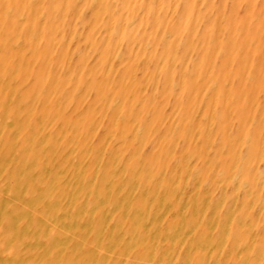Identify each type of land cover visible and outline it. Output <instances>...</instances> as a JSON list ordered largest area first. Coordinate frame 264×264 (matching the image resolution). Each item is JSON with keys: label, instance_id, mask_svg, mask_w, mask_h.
Listing matches in <instances>:
<instances>
[{"label": "rangeland", "instance_id": "rangeland-1", "mask_svg": "<svg viewBox=\"0 0 264 264\" xmlns=\"http://www.w3.org/2000/svg\"><path fill=\"white\" fill-rule=\"evenodd\" d=\"M22 1L0 0V10H3L4 7H6V9H4L2 13L4 18L0 20L1 23L4 20L1 25L2 27H4V29H7L6 32H9L10 30L8 35V37L10 38L7 37V40H9L4 41L6 45H4L0 41V50H3V52L6 54L5 58L0 57V73H2L0 74V76L2 75L0 77V81L3 80L2 82H0V89L7 90L5 92H2V95L6 100L4 104H6L7 107H17L12 118V124L14 128L10 129L7 126H4L5 132L3 133L6 137L5 140L7 142H10L12 147H14L15 145L17 151H21L27 154V160L29 161L25 162H32V164H35L36 162H33L32 159H37L39 170L42 166V161L40 162L41 159L38 154L37 156H35V154L30 151L29 139L32 138V135L30 136L31 128L30 126H28L29 124L25 123H28L27 118H29V122L37 121L36 123L41 124L40 126L42 127L46 125L50 128H53V125L55 124L56 120H58V118L48 116L45 119H40V117L44 115H41L42 110L37 109L29 103L31 97L30 95H33L32 92L34 91L33 86L36 84L43 87L42 94L46 95L43 96L41 94L40 96L39 94L38 99H40L41 101L44 100L43 102L47 104V106H55L54 104L57 105L59 103L61 107L62 104L63 108L59 107V109H57L56 111L65 116L68 119L69 123H65L67 125H65L67 129L62 128L64 127V124H57L62 129V133L64 131V134L66 136L63 134V137L65 138L61 139L62 141L58 142V146H56L55 144L54 145L58 149L62 150L64 147L66 148L67 142L72 143L73 139H78V143L76 144L77 146L75 145L78 148V150H75L76 153L78 152L77 154H75L76 158H73L74 155H72V153H70L67 157L62 156L63 161L67 162L66 167L68 168L67 174L69 178V181H67L66 183L60 184L59 181H57V186H59L58 189L60 192H62L61 195L63 196V205L67 204V206H69L70 192L71 197L75 196V193H77L76 184L83 177H87L90 182H92L96 186H99L98 189L101 190V193L99 192V197L101 198L96 197V195L94 194L89 196L88 198L89 205L93 206L92 209L93 211H95L93 220L90 217L86 218V215L80 216V214H77L75 212L72 213V215L74 214V217L72 216L73 219H75V216H77L78 221L81 220L79 221V225H81L82 228L85 229L84 234L82 236H79V239L83 240V245L85 244L86 246H84L88 249H84L85 247L82 248L81 245L79 246V248H82L85 253H87V255L91 257L94 256L96 251V249L94 248H96V245L91 239V232L94 231L97 233L99 232L102 238L104 237L103 239L107 241L104 243L111 249L110 251V249L103 243L99 245L102 250L104 249L103 251L105 252V254L109 252L106 256L109 257L110 254L111 257L110 260L107 257V261L109 260V263L106 261L107 263L105 264H115L116 262H121L118 259L117 251L118 254L122 256V258L127 256L128 261L132 262L133 264H161L158 263V261L162 257L166 258L165 264H264V173H262L264 172V45L263 48H258L260 45V41H264V0H150L151 2L149 0H93L92 4V0H38L40 3L35 2V4L30 2L31 0H24L23 2ZM64 2L65 4L63 5ZM20 3H23V5H21ZM94 4L97 5L96 9ZM126 4H128L127 7ZM74 5L77 7H75ZM153 5H155L156 7ZM16 6H20L24 12V17H22L23 21H21V17L15 18L14 16ZM11 7L13 8V11ZM25 7H29L28 10ZM31 7H33V9H31ZM36 8L38 9L36 10ZM242 8L244 10H242ZM7 9L11 10L10 13ZM111 9H113L112 11L114 13L111 11ZM171 9H173V11ZM221 9L223 15L220 13L221 16H219V14L217 13ZM5 10L7 12L6 14ZM102 10L104 14L101 13ZM40 11L41 14L43 12L45 13L41 15ZM155 11L158 12L156 13ZM151 12L153 13L151 14ZM76 13H78L79 15ZM139 14H141V16ZM56 15L57 17H55V19L51 18V16L54 17ZM144 15L146 18L144 17ZM110 18L113 20H111ZM17 19H20L21 22ZM49 20L52 21L53 24ZM154 21L156 22L155 27ZM77 22H79L80 24H78ZM63 23L65 24L63 25ZM70 23L72 26L70 25ZM20 24L24 26V29H22L21 34H17L19 30H21L18 27ZM108 24L110 27H108ZM163 24L165 25L163 26ZM111 25L116 28H111ZM126 25L128 26L125 27ZM78 26L82 27L79 28ZM92 26L94 28H91ZM119 28H122V30L120 29L119 31ZM232 29L233 31H231ZM32 30H34L35 32H32ZM47 30H49V33ZM53 30L55 31V33ZM162 30L163 32H161ZM67 32L69 33L68 35ZM93 32L95 34H93ZM111 32L113 36H110ZM52 33L53 35L50 36ZM218 33L221 35H219ZM72 34H74L75 36ZM99 34L102 35L100 36ZM33 36L36 41H34ZM72 36H74L73 39ZM164 36L165 38H163ZM54 37H59V40H51ZM61 39H63L64 41ZM70 39L73 41H71ZM143 39L145 40V42L143 41ZM16 41L18 42V45ZM104 42L106 43L103 44ZM87 43L88 45H86ZM135 43L136 46H134ZM67 44L68 46H66ZM143 45L145 46V48ZM23 46H25V48ZM53 46L55 50L53 49ZM55 47H57V49ZM133 48H135V50ZM24 51L26 54L23 53ZM119 51H121V53ZM172 51L174 52L173 54ZM88 52L90 53L88 54ZM71 53L72 55H74L72 56ZM118 53H120L121 55ZM19 54H23V56L21 55L22 59ZM9 55L16 56L18 64L16 63V61H12V66ZM45 55L47 57H50V59H47ZM53 55L57 56L53 58ZM218 55L219 57L217 58ZM132 56L134 58H132ZM70 57L73 58L70 59ZM27 58H29V61L27 60ZM115 58H117L118 60H114ZM138 58L142 60V65L140 68H136V66L134 65L136 59ZM55 59H57V61H55ZM85 59L87 60L88 64ZM47 62H49L48 64H50L49 69L46 67ZM157 62L160 63L158 64ZM108 63H111L110 66ZM77 64L78 66L74 68V66ZM113 64L118 65H116L117 67H114ZM144 64L146 65L144 66ZM19 65H21V67ZM52 65L54 68L52 67ZM15 67L16 69L12 70ZM23 67L24 69L22 70ZM79 67H81V71ZM56 68H58V70ZM69 71L71 72V74ZM26 72L27 74H29V76H27V74H24ZM116 72H118V75ZM11 74L15 76H11ZM23 74L25 76H23ZM62 74H64L65 77L62 76ZM76 74L78 75L76 76ZM154 75L157 77H155ZM181 75L182 77H184L181 78ZM15 77L16 79L18 78V81L15 79ZM56 77L57 79H55ZM110 77L113 79H111ZM205 77L209 79L206 85L203 83V79ZM70 78L72 81L70 80ZM53 79L54 82L52 83ZM9 80H11L12 82H10ZM46 80L48 82H46ZM27 81H29V83ZM87 81L89 82V88ZM55 82L57 86L56 84L54 85ZM229 83H231V85H229ZM2 84H4V86H2ZM51 84H53V86L55 87L52 88ZM110 84L112 85V87ZM214 84L215 89L214 87L210 88L214 86ZM1 87L4 88L2 89ZM66 87L68 88V90L65 89ZM147 87L149 89H147ZM88 89L90 90V92ZM8 91L10 94L7 93ZM58 91L59 94L57 95ZM53 92H57L56 95L58 97L52 95L54 94ZM74 92H76L74 94L77 97L76 99L72 97L74 96ZM86 92H89V94H91H86ZM65 93L66 98L64 97ZM47 94H50V96L47 97ZM77 94L80 95L78 96ZM136 94L139 95V97L134 96ZM68 97L70 98L68 99ZM99 97L102 99L100 100ZM103 97L105 99L110 97V100H103ZM135 97L137 99H135ZM56 98L57 100L59 99V102L56 101L57 103H55ZM61 98L63 99V101ZM72 98L73 100H71ZM202 99L204 100L203 102ZM7 101L10 102V104H8ZM18 101L24 103V107H22V109H20L21 107H19V104L17 103ZM116 101H118L119 104ZM114 102H116L118 105H114L116 104ZM253 103L255 105H253ZM90 104L92 105V107ZM202 105L204 106V108ZM68 107H70V109ZM94 108H97V111ZM111 108L113 109L111 110ZM211 108L213 109V111H211ZM25 110H28L30 114H25ZM77 111H80L78 114L79 116H76V113H78ZM104 112H106L107 114H103ZM139 112L140 114H138ZM211 112L213 113V117ZM117 115L119 116V118H117ZM255 115L257 116L255 117ZM102 116L103 118H101ZM120 116H122V118ZM196 117H200L201 119H198ZM208 117H210L211 121ZM114 118L117 120L114 121ZM132 119L136 120L137 122ZM119 120L121 122H119ZM198 120H200L199 122L201 124H197L199 123L197 122ZM143 121L145 122L142 124ZM241 122H243V125L241 124ZM208 123H210L209 126H207ZM134 124L135 126H137L136 128L135 126L133 127ZM188 124H190V126H188ZM260 124L263 130L260 128ZM175 126L177 127L176 131L174 129ZM74 127L76 129H74ZM70 128L73 129L72 132L75 130L73 134L76 137L71 136L72 132H70L71 135L69 134L67 130ZM93 129L95 131H93ZM259 129H261L262 131H259ZM110 130H112L113 133H111L112 131L110 132ZM137 131H139V133ZM205 131H211L210 134L212 135ZM84 132L86 133V136H81L80 138H78V136L80 134H83ZM195 133L197 134V137L195 136L194 138ZM229 133L232 134L229 135ZM107 134L112 136L111 137L108 135L113 141L110 140L109 137H107ZM132 136L133 138H131ZM138 136L139 138H136ZM207 138H210L209 141L207 140ZM135 139H138L137 142L135 141ZM181 139L183 140L181 141ZM235 139L237 141H235ZM241 140L242 142H240ZM208 142L211 143L209 144ZM103 143L105 144V147ZM214 143L219 144L215 145ZM260 144L262 145V147H260ZM206 147L208 150L206 149ZM244 148H246V150ZM115 150H117V154L115 153ZM211 150L213 151V153H216L217 157L214 156L215 154L211 155ZM260 150L262 152H260ZM135 151L141 153V156L139 158H134ZM243 152L244 154L242 157L241 153ZM184 153L186 155V158L183 155ZM205 154H208V156ZM236 154L237 156H235ZM206 156L209 157V159ZM210 156H213L211 158H214V160L211 159ZM115 157L118 160H116ZM112 159L115 160V164L113 163ZM182 159H184L185 162H187L188 160V162L185 163ZM200 159L203 160L205 164L207 162L211 163L212 161H214L215 163L212 162L213 166H211L212 163H209L207 165H204V167H201L198 163ZM76 160L80 164L78 163L79 170L77 171V175H74V173L72 172L74 170L72 168V162L74 161L73 163H77ZM48 161H50L51 165H47L48 168H51L49 169L51 176H49L52 178L55 176L56 178L58 175V171L56 170L57 167H54L53 165L54 160L51 159V157H48ZM102 161L103 163H101ZM171 161L173 163H171ZM179 162L181 163V171L179 173L178 179L176 178V168H174L176 166L174 165ZM118 163L120 164L118 165ZM116 165H118V167ZM14 166L15 169L17 168L16 171L18 175L22 176L23 180L34 175V171L29 168L24 167V170L21 171L22 166L18 165L16 161L12 165L10 164V168ZM183 166L187 167L184 168ZM172 168L174 169L172 170ZM185 169L187 171H185ZM197 169H199V172L197 171ZM237 169H239V171ZM122 170H124V172ZM194 171L195 173H193ZM213 171H216L214 175ZM237 171L238 174L236 173ZM94 172L96 174H94ZM114 172H116V174ZM161 173L163 174L162 176ZM196 173H198V176H196ZM217 173L221 174L217 175ZM93 174L95 176H93ZM223 174H226V177L225 175L223 177ZM185 175L186 179H184ZM2 177L3 176L0 177V182L1 180H3ZM129 177H131V179L128 182L129 184H127ZM92 178L94 180H92ZM232 178H236L235 181L232 180ZM198 180H200V183L198 182ZM218 180H220L219 182H222L221 184H224V187L222 189L220 188V184H217ZM123 181L124 185L122 184ZM196 181L198 182V184L193 183ZM4 182L5 181L3 180L1 184ZM52 182L56 184V182ZM132 182L133 184H135V186L132 184ZM203 183L205 184V186L207 184L206 187L209 188L208 191L205 186H202L204 185ZM235 183L238 186L235 187ZM121 184L123 185V188L121 187ZM183 184H185L186 186ZM178 185L180 186L178 187ZM131 187H133V192L131 191ZM186 187L187 191L184 190V188ZM247 187L249 188L247 189L248 191L246 190ZM29 188L30 191L33 192L30 186H28L27 188L24 187L23 190L25 191L27 189V191H29ZM202 188L205 189L204 191H206V195L204 194ZM148 190L150 191L151 198L154 197V200H151V202L148 201V198L146 197ZM222 191L224 192L221 193ZM134 192L138 194L139 199H135L132 196V193ZM142 192L143 194H141ZM181 192L184 193L181 194ZM36 193L39 195L40 192ZM163 193H165L166 195L168 193H171L173 195V201H169L171 197L163 196ZM207 193L209 196L207 195ZM174 194L178 195H176L177 200ZM142 195H144V198L142 197ZM160 195L161 197H163L161 198ZM122 196H125L128 202H124L121 198ZM215 196H217V198L219 196L220 200ZM38 197L39 196H37V198ZM5 198L7 199V197ZM50 198H52V195ZM156 198H161V200L163 199V201L159 202L160 199L156 201ZM204 198H207V201ZM186 200L187 202H184ZM179 201H181L182 203H179ZM205 201L207 205L205 204ZM174 203H176L177 205L176 209ZM217 203H219V205ZM232 203L233 205L231 207ZM183 204L185 205L183 206ZM194 204L195 206H193ZM11 206L12 205H10V207ZM134 206L139 211L136 217L132 211V208ZM208 206L211 208L208 209ZM10 207L8 208L9 211H11ZM33 207L36 212L35 214L40 215V213L38 212H42V210L39 208V206L34 205ZM182 208H184V211ZM161 209L162 212H160ZM203 209H205V211H203ZM207 210L209 211L207 212ZM9 211L8 213H4L6 216L8 215V217H6L7 221H4V218L3 221H0V227L2 226L3 228V230H1L0 228L1 232L7 231L8 228H10L8 230L17 232L22 227L19 224L15 225L14 223H12L14 217H12V213H10ZM16 211V213H19V210ZM181 211L182 214L180 213ZM193 211L195 213H193ZM212 211L213 213L211 214L210 212ZM160 213L162 216H160ZM158 214L160 217L158 216ZM205 214H208L206 218H204ZM176 216L177 218L175 219ZM37 217H40L39 219L44 220V218H41V215ZM136 218L140 219V225L144 226V230H147V232L149 233L148 237H150L151 242H149L148 239L146 240L143 238L139 229H135L133 227L134 222H136ZM204 219H206L205 222ZM90 220L93 221H91L92 226L88 225L90 224ZM94 220L97 221V224H99L98 227H94ZM178 220L184 222V225H182V227L180 228V233ZM228 221L230 222L228 223ZM2 222H7V224L4 223L5 225H2ZM47 223H49L50 227H53V229L56 230L57 226H59V223L57 221H51L52 225L50 224V222ZM219 223H222V225L219 226ZM227 223L228 226L226 225ZM9 224L10 227L8 226ZM44 225L45 224L38 227L39 230L40 228L44 230ZM71 228L72 227H68V233L70 234L68 245L72 238L75 240L78 239L77 232L70 230ZM114 230L115 233L113 232ZM49 231V233H52L51 238L58 234V232L54 234L55 231L53 232V230ZM62 231L66 232V229L64 228V230L62 229ZM19 232V236H22L21 231ZM182 233H184V236ZM69 234H65V236L68 237ZM179 234H181V236H179ZM176 236H178L179 238H177ZM183 237L184 239H182ZM0 238L2 237L0 236ZM119 238H121L120 242L117 241ZM16 239L17 242L14 243V246L22 244L24 248L25 244H23L21 241L18 242L17 237L14 241H16ZM172 239L175 240L170 241ZM179 239L182 240V242L185 241L187 243H185V247L180 250L179 255L176 256L175 250L177 244L175 242ZM131 240L135 243L133 249L129 247V241L131 242ZM86 241L87 243L89 242V246L93 244L94 246H91L89 249ZM71 243H73V241ZM26 244V247L28 249L21 248L22 252L17 253L15 252V250L13 251L16 256L20 257V259H22L23 257V252L27 251L30 254L32 252L30 251L27 242ZM243 245L244 247H242ZM69 247L73 248L74 246L71 247V245H69ZM226 248L228 249V251L226 250ZM55 249L58 250L57 247H55ZM113 249H116V253H113ZM126 249L128 253L126 252ZM207 249L209 252H207ZM1 251L2 247L0 246V255L3 254V252ZM74 251L77 255L84 258V251H80L76 248L74 249ZM236 251H238L239 253L236 254ZM56 253L58 252L55 251V254ZM193 253H197L198 256L192 258L191 255ZM252 253H254L255 256ZM32 254L31 258L33 260H36V257H38V260H36V262L41 259V262L39 261V263L50 264L47 263V261H44V258H41L39 254H37L38 256H36V254L34 253ZM51 255L54 257L52 253L48 256ZM200 255H204V257H200ZM34 256L36 259L33 258ZM52 256L51 258H53ZM0 258V263L3 264L5 262L6 264L5 254H3V256H1ZM66 258L68 259V264L73 261L68 256ZM83 260L87 261V257H85V259ZM53 261H55V259H53ZM36 262H32L31 264H36ZM73 263L74 262H72L71 264ZM51 264L55 263L51 262Z\"/></svg>", "mask_w": 264, "mask_h": 264}, {"label": "bare ground", "instance_id": "bare-ground-1", "mask_svg": "<svg viewBox=\"0 0 264 264\" xmlns=\"http://www.w3.org/2000/svg\"><path fill=\"white\" fill-rule=\"evenodd\" d=\"M18 1V0H17ZM20 1H22V0H20ZM24 1V0H23ZM22 1V2H23ZM30 1V0H29ZM43 1V0H42ZM41 1V2H42ZM61 1H63V0H61ZM76 1V0H75ZM79 1V0H78ZM85 1V0H84ZM145 1V0H144ZM150 1V0H149ZM159 1V0H158ZM175 1H177V0H175ZM174 1V2H175ZM198 1V0H197ZM200 1V0H199ZM224 1V0H223ZM30 2H32L33 4H35V2H39L38 0H31ZM29 2V3H30ZM46 2V1H45ZM50 2V1H49ZM89 2V1H88ZM92 2H93V0L91 1V4H92ZM96 2V1H95ZM151 2V1H150ZM154 2H157V1H154ZM27 3V2H26ZM26 3H25V5H26ZM40 3V2H39ZM62 3V2H61ZM76 3V2H75ZM77 3H79V2H77ZM146 3H147V1H146ZM170 3H171V1H170ZM177 3V2H176ZM175 3V4H176ZM222 3V2H221ZM21 5H23V3H20ZM20 4H18V5H20ZM45 4V3H44ZM43 4V5H44ZM65 4V2L63 3V5ZM173 4V3H172ZM171 4V5H172ZM181 4H182V2H181ZM223 4V3H222ZM31 5V4H30ZM77 5V4H76ZM114 5V4H113ZM145 5V4H144ZM156 5V4H155ZM155 5H153V6H155ZM7 6V5H6ZM32 6V5H31ZM61 6V5H60ZM75 6V5H74ZM94 6H95V9H96V6L97 5H95L94 4ZM101 6V5H100ZM128 6V4H126V7ZM160 6V5H159ZM164 6V5H163ZM43 7V6H42ZM75 7H77V6H75ZM114 7V6H113ZM156 7V6H155ZM171 7H173V6H171ZM222 7H223V5H222ZM221 7V8H222ZM244 7V6H243ZM12 8V7H11ZM11 8H9V9H11ZM16 9H15V13H14V16H15V18H20L21 17V21H23V18L22 17H24V12H23V10H22V8L20 7V6H16L15 7ZM25 8H27V7H25ZM29 8V7H28ZM28 8H27V10H28ZM39 8H40V6H39ZM99 8H101V7H99ZM111 8V7H110ZM197 8V7H196ZM245 8V7H244ZM264 8V7H263ZM4 9H6V7H4ZM3 9V10H4ZM31 9H33V7H31ZM38 8H36V10H37ZM43 9V8H42ZM60 9V8H59ZM159 9V8H158ZM3 10L1 9L0 10V16H1V18H0V20H2L4 17H3V15H2V13H3ZM8 10V9H7ZM113 9H111V11H112ZM140 10H142V9H140ZM139 10V11H140ZM172 11H173V9H171ZM182 10V9H181ZM196 10H198V9H196ZM195 10V11H196ZM242 10H244L243 8H242ZM242 10H240V11H242ZM9 11V13H10V11L11 10H8ZM12 11H13V8H12ZM26 11V10H25ZM34 11V10H33ZM100 11H101V9H100ZM110 11V12H111ZM149 11V10H148ZM170 11V10H169ZM222 9L221 10H219L218 11V13L217 14H219V16H221L220 15V13L222 14ZM239 11V12H240ZM27 12V11H26ZM30 12H31V10H30ZM109 12V13H110ZM113 12V11H112ZM147 12V11H146ZM156 12V11H155ZM158 12V11H157ZM156 12V13H157ZM210 12V11H209ZM7 12H6V10H5V14H6ZM8 13V14H9ZM13 13V12H12ZM29 13V12H28ZM33 13V12H32ZM35 13V12H34ZM43 13H45V12H43ZM42 13V14H43ZM52 13H55V12H52ZM101 13H103V10H102V12ZM114 13V12H113ZM113 13H112V15H113ZM153 12H151V14H152ZM172 13V12H171ZM213 13V12H212ZM260 13H261V11H260ZM40 14H41V11H40ZM41 14V15H42ZM76 14H78V13H76ZM75 14V15H76ZM104 14V13H103ZM169 14V13H168ZM174 14V13H173ZM172 14V15H173ZM55 15V14H54ZM79 15V14H78ZM106 15V14H105ZM111 15V14H110ZM140 16H141V14H139ZM146 15H147V13H146ZM149 15H150V13H149ZM157 15V14H156ZM176 15V14H175ZM223 15V14H222ZM26 16H27V14H26ZM40 16V15H39ZM53 16V15H52ZM51 16V18H54L55 19V17H57V15L56 16H54V17H52ZM80 16H81V14H80ZM99 16V15H98ZM210 16H211V14H210ZM144 17H145V15H144ZM154 17H156V16H154ZM170 17H171V14H170ZM223 17V16H222ZM15 18H13V19H15ZM42 18V17H41ZM40 18V19H41ZM75 18V17H74ZM100 18H101V15H100ZM105 18V17H104ZM140 18V17H139ZM146 18V17H145ZM190 18V17H189ZM221 18V17H220ZM233 18V17H232ZM44 19H45V17H44ZM50 19V18H49ZM53 19V20H54ZM80 19V18H79ZM78 19V20H79ZM111 19V18H110ZM254 19H256V18H254ZM17 20H19L20 21V19H17ZM75 20V19H74ZM111 20H113V19H111ZM122 20V19H121ZM120 20V21H121ZM172 20V19H171ZM195 20V19H194ZM220 20V19H219ZM233 20V19H232ZM4 21V20H3ZM3 21H2V23H3ZM20 21V22H21ZM50 21V20H49ZM81 21H82V19H81ZM124 21V20H123ZM138 21H139V19H138ZM157 21V20H156ZM199 21V20H198ZM205 21V20H204ZM223 21V20H222ZM253 21V20H252ZM17 22V21H16ZM43 22H46V21H43ZM51 23H52V21H50ZM75 22V21H74ZM97 22H99V21H97ZM96 22V23H97ZM122 22V21H121ZM155 22V21H154ZM203 22V21H202ZM1 23V21H0V25L2 24ZM26 23V22H25ZM28 23V22H27ZM30 23H31V21H30ZM78 24H80L79 22H77ZM82 23V22H81ZM95 23V24H96ZM194 23V22H193ZM222 23V22H221ZM53 24V23H52ZM65 23H63V25H64ZM73 24V23H72ZM83 24V23H82ZM110 24H111V22H110ZM115 24H117V23H115ZM131 24V23H130ZM132 24H133V22H132ZM146 24V23H145ZM144 24V25H145ZM61 25V24H60ZM70 25H71V23H70ZM100 25V24H99ZM98 25V26H99ZM165 24H163V26H164ZM198 25V24H197ZM69 26V25H68ZM72 26V25H71ZM123 26V25H122ZM121 26V27H122ZM128 25H126L125 27H127ZM131 26V25H130ZM148 26V25H147ZM156 26V22H155V25H154V27ZM189 26V25H188ZM207 26V25H206ZM218 26V25H217ZM220 26H221V24H220ZM1 27V29H0V41L4 44V45H6L5 43H4V41H8L7 40V37H8V35H9V32H10V30H9V32H6V30L7 29H4V27H2V25L0 26ZM19 29H21V30H19V32L17 33V34H21L22 33V29H24L23 27V25L22 24H20L19 26ZM60 27V26H59ZM79 27V26H78ZM80 27H82V26H80ZM79 27V28H80ZM85 27V26H84ZM83 27V28H84ZM90 27V26H89ZM100 27V26H99ZM108 27H110L109 26V24H108ZM113 27V25H111V28ZM137 27V26H136ZM27 28V27H26ZM25 28V29H26ZM33 28V27H32ZM38 28V27H37ZM42 28V27H41ZM57 28V27H56ZM75 28V27H74ZM91 28H94L93 26L91 27ZM116 28V27H115ZM114 27H113V29H115ZM123 28V27H122ZM122 28H119V31H120V29L122 30ZM194 28V27H193ZM31 29V28H30ZM55 29V28H54ZM64 29H65V27H64ZM67 29H68V27H67ZM71 29V28H70ZM96 29H97V27H96ZM103 29V28H102ZM144 29V28H143ZM142 29V30H143ZM195 29V28H194ZM217 29V28H216ZM35 30V29H34ZM34 30H32V32L34 31ZM56 30V29H55ZM74 30V29H73ZM80 30V29H79ZM227 30V29H226ZM226 30H225V32H226ZM36 31V30H35ZM34 31V32H35ZM48 31V33H49V30H47ZM54 31V30H53ZM61 31V30H60ZM67 31V30H66ZM71 31V30H70ZM69 31V32H70ZM95 31H97V30H95ZM108 31V30H107ZM217 31V30H216ZM215 31V32H216ZM231 31H233V29L231 30ZM116 32V31H115ZM114 32V33H115ZM161 32H163V30L161 31ZM220 32V31H219ZM221 32H222V30H221ZM39 33H41V32H39ZM54 33H55V31H54ZM73 33V32H72ZM84 33V32H83ZM102 33H103V31H102ZM109 33V32H108ZM107 33V34H108ZM134 33V32H133ZM166 33V32H165ZM164 33V34H165ZM232 33V32H231ZM60 34V33H59ZM69 33L67 32V35H68ZM85 34V33H84ZM93 34H95L94 32H93ZM98 34V33H97ZM106 34V35H107ZM116 34V33H115ZM114 34V35H115ZM153 34V33H152ZM157 34V33H156ZM161 34V33H160ZM192 34V33H191ZM219 34V33H218ZM264 34V33H263ZM35 35V34H34ZM53 35V33L50 35V36H52ZM65 35V34H64ZM72 35H74V34H72ZM100 36L102 35V34H99ZM219 35H221V34H219ZM55 36H56V34H55ZM75 36V35H74ZM74 36H72V39L74 38ZM109 36V35H108ZM110 36H113L112 35V32H111V34H110ZM166 36V35H165ZM165 36L163 37V38H165ZM170 36V35H169ZM217 36V35H216ZM31 37V36H30ZM59 37H60V35H59ZM59 37H54L53 39H51V40H53V41H58L59 40ZM62 37V36H61ZM67 37V36H66ZM94 37V36H93ZM104 37H106V36H104ZM103 37V38H104ZM145 37V36H144ZM143 37V38H144ZM219 37V36H218ZM218 37H216V38H218ZM8 38H10V37H8ZM20 38V37H19ZM18 38V39H19ZM32 38V37H31ZM52 38V37H51ZM63 38V37H62ZM76 38V37H75ZM115 38V37H114ZM33 39H34V36H33ZM68 39V38H67ZM94 39V38H93ZM93 39H92V41H93ZM109 39V38H108ZM145 39V38H144ZM143 39V41L145 42V40ZM220 39V38H219ZM233 39V38H232ZM22 40V39H21ZM26 40V39H25ZM61 40H63V39H61ZM71 40V39H70ZM80 40V39H79ZM106 40V39H105ZM112 40H113V37H112ZM218 40V39H217ZM34 41H36V39H34ZM64 41V40H63ZM71 41H73V40H71ZM74 41H75V39H74ZM102 41V40H101ZM104 41V40H103ZM212 41V40H211ZM219 41V40H218ZM17 42V41H16ZM26 42V41H25ZM69 42V41H68ZM175 42H177V41H175ZM247 42H249V41H247ZM252 42V41H251ZM19 43H20V40H19ZM23 43V42H22ZM60 43H61V41H60ZM102 43V42H101ZM106 42H104L103 44H105ZM119 43H120V41H119ZM131 43V42H130ZM130 43H129V45H130ZM14 44V43H13ZM25 44V43H24ZM52 44H53V42H52ZM55 44V43H54ZM64 44H66V43H64ZM73 44V43H72ZM74 44H75V42H74ZM137 44H138V42H137ZM148 44V43H147ZM179 44H182V43H179ZM179 44H178V46H179ZM15 45V44H14ZM17 45H18V42H17ZM16 45V46H17ZM71 45V44H70ZM86 45H88V43L86 44ZM86 45H85V47H86ZM100 45V44H99ZM145 45V44H144ZM143 45V46H144ZM253 45V44H252ZM263 45H264V41L263 40H261L260 41V45H259V47L258 48H263ZM15 46V47H16ZM21 46V45H20ZM55 46V45H54ZM54 46H53V49H54ZM61 46H63V45H61ZM66 46H68V44L66 45ZM134 46H136V43H135V45ZM133 46V47H134ZM138 46V45H137ZM247 46H248V44H247ZM250 46V45H249ZM1 47V46H0ZM12 47V46H11ZM24 48H25V46H23ZM23 47H22V49H23ZM118 47V46H117ZM2 48H3V46H2ZM56 49H57V47H55ZM72 48H73V45H72ZM98 48V47H97ZM135 48H137V47H135ZM135 48H133L134 50H135ZM144 48H145V46H144ZM179 48V47H178ZM253 48V47H252ZM1 49V48H0ZM27 49V48H26ZM59 49V48H58ZM71 49V48H70ZM119 49V48H118ZM121 49V48H120ZM147 49V48H146ZM5 50V49H4ZM47 50H48V48H47ZM55 50V49H54ZM53 50V51H54ZM86 50V49H85ZM116 50V49H115ZM239 50V49H238ZM21 51V50H20ZM27 51V50H26ZM28 51H29V49H28ZM33 51V50H32ZM81 51V50H80ZM90 51V50H89ZM173 51H175V50H173ZM172 51V54L174 53ZM216 51V50H215ZM264 51V50H263ZM0 57H6V54L3 52V50L1 51L0 50ZM38 52V51H37ZM71 52V51H70ZM86 52V51H85ZM120 53H121V51H119ZM138 52V51H137ZM142 52V51H141ZM143 52H144V50H143ZM24 54H26L25 53V51L23 52ZM52 53V52H51ZM76 53V52H75ZM78 53V52H77ZM90 52H88V54H89ZM112 53V52H111ZM120 53H118V54H120ZM134 53V52H133ZM215 53V52H214ZM96 54H97V52H96ZM114 54H116V53H114ZM117 54V55H118ZM136 54V53H135ZM264 54V53H263ZM22 56H23V54H21ZM21 55L19 54V56L21 57ZM71 55H72V53H71ZM74 55V54H73ZM72 55V56H73ZM112 55V54H111ZM110 55V56H111ZM121 55V54H120ZM10 56V60H11V65L13 66V63H12V61L13 62H15L16 61V63H17V59H16V56H13V55H9ZM13 56V57H12ZM46 56V55H45ZM57 56V55H56ZM56 56H54L53 55V58L54 57H56ZM69 56V55H68ZM85 56H86V54H85ZM172 56V55H171ZM241 56V55H240ZM47 57V56H46ZM45 57V58H46ZM173 57V56H172ZM219 57V55L217 56V58ZM24 58H26V57H24ZM45 58H44V60H45ZM50 59V57H47V59ZM71 58H73V57H70V59ZM123 58V57H122ZM132 58H134L133 56H132ZM242 58V57H241ZM21 59H22V57H21ZM25 60V59H24ZM27 60L29 61V58H27ZM26 60V61H27ZM30 60H31V57H30ZM35 60V59H34ZM33 60V61H34ZM91 60H92V58H91ZM114 60H118L117 58H115ZM170 60V59H169ZM263 60H264V58H263ZM262 60V61H263ZM50 61V60H49ZM55 61H57V59H55ZM85 61L87 62V60L85 59ZM159 61H160V59H159ZM193 61V60H192ZM38 62V61H37ZM66 62H67V60H66ZM72 62V61H71ZM90 62V61H89ZM124 62V61H123ZM147 62V61H146ZM244 62V61H243ZM250 62V61H249ZM248 62V63H249ZM22 63V62H21ZM27 63V62H26ZM31 63V62H30ZM33 63V62H32ZM49 62H47V64H46V67L49 69V65L50 64H48ZM111 63H112V61H111ZM110 63V64H111ZM114 63V62H113ZM158 63V62H157ZM160 63V62H159ZM158 63V64H159ZM230 63V62H229ZM18 64V63H17ZM58 64V63H57ZM87 64H88V62H87ZM98 64V63H97ZM109 64V63H108ZM110 64H109V66H110ZM147 64V63H146ZM146 64H144V66L146 65ZM263 64H264V62H263ZM69 65H71V64H69ZM99 65V64H98ZM98 65H96V66H98ZM116 65H118V64H116ZM115 64H113V66L115 67L116 66ZM135 66H136V68H140L141 67V65H142V60L140 59V58H138V59H136V61H135V64H134ZM173 65V64H172ZM171 65V66H172ZM255 65V64H254ZM20 67H21V65H19ZM18 66V67H19ZM26 66V65H25ZM24 66V67H25ZM29 66H30V64H29ZM76 66H78V64L77 65H75L74 66V68L76 67ZM83 66V65H82ZM134 66V67H135ZM246 66V65H245ZM19 67V68H20ZM24 67L22 68V70L24 69ZM52 67H53V65H52ZM67 67V66H66ZM117 67V66H116ZM167 67V66H166ZM173 67V66H172ZM47 68H46V70H47ZM54 68V67H53ZM59 68V67H58ZM58 68H56L57 70H58ZM60 68H61V66H60ZM71 68H72V66H71ZM80 68V71H81V67H79ZM263 68H264V66H263ZM11 69V68H10ZM16 69V67L14 68V69H12V70H15ZM28 69H29V67H28ZM98 69H100V68H98ZM97 69V70H98ZM108 69V68H107ZM106 69V70H107ZM248 69V68H247ZM246 69V70H247ZM8 70V69H7ZM25 70H26V68H25ZM24 70V71H25ZM57 70H55V71H57ZM69 70V69H68ZM72 70V69H71ZM109 70H110V68H109ZM108 70V71H109ZM114 70V69H113ZM145 70V69H144ZM158 70V69H157ZM11 71V70H10ZM24 71H22V72H24ZM50 71H51V69H50ZM66 71V70H65ZM74 71H75V69H74ZM88 71V70H87ZM118 71V70H117ZM259 71V70H258ZM263 71H264V69H263ZM47 72V71H46ZM70 72V71H69ZM85 72H86V70H85ZM84 72V73H85ZM89 72V71H88ZM87 72V73H88ZM106 72V71H105ZM105 72H104V74H105ZM114 72V71H113ZM20 73V72H19ZM51 73V72H50ZM57 73V72H56ZM60 73H61V71H60ZM63 73V72H62ZM77 73H78V70H77ZM108 73V72H107ZM106 73V74H107ZM117 73V75H118V72H116ZM208 73V72H207ZM246 73V72H245ZM261 73H263V72H261ZM0 74H2V73H0ZM17 74V73H16ZM24 74H27V72L26 73H24ZM23 74V76H25ZM32 74V73H31ZM70 74H71V72H70ZM103 74V75H104ZM111 74V73H110ZM139 74V73H138ZM170 74H172V73H170ZM182 74H183V72H182ZM55 75H57V74H55ZM78 74H76V76H77ZM85 75V74H84ZM2 76V75H1ZM0 76V77H1ZM11 76H15V75H13V74H11ZM27 76H29V74H27ZM44 76H45V74H44ZM61 76V75H60ZM62 76H64V74H62ZM86 76H88V75H86ZM112 76V75H111ZM155 76V75H154ZM6 77V76H5ZM47 77V76H46ZM51 77V76H50ZM65 77V76H64ZM67 77V76H66ZM68 77H70V76H68ZM72 77V76H71ZM74 77V76H73ZM117 77V76H116ZM115 77V78H116ZM155 77H157V76H155ZM184 77V76H183ZM182 77V75H181V78H183ZM244 77H245V75H244ZM42 78H44V77H42ZM76 78H78V77H76ZM75 78V79H76ZM89 78V77H88ZM111 78V77H110ZM125 78V77H124ZM203 78V77H202ZM249 78V77H248ZM1 79V78H0ZM2 79H3V77H2ZM13 79V78H12ZM15 79H16V77H15ZM18 79V78H17ZM16 79V80H17ZM30 79H31V77H30ZM55 79H57V77L55 78ZM73 79V78H72ZM111 79H113V78H111ZM110 79V80H111ZM244 79V78H243ZM15 80V81H16ZM48 80V79H47ZM46 80V82H48ZM70 80H71V78H70ZM77 80V79H76ZM103 80V79H102ZM115 80V79H114ZM124 80V79H123ZM155 80H156V78H155ZM249 80V79H248ZM3 81V80H2ZM2 81H0V82H2ZM10 82H12L11 80H9ZM18 81V80H17ZM67 81V80H66ZM72 81V80H71ZM78 81V80H77ZM85 81V80H84ZM89 81V80H88ZM87 81V83H88V88H89V82ZM113 81V80H112ZM146 81V80H145ZM144 81V82H145ZM209 81V79L207 78V77H205L204 79H203V83L206 85L207 84V82ZM252 81V80H251ZM28 83H29V81H27ZM54 82V79H53V81H52V83ZM57 82V81H56ZM56 82L54 83V85L56 84ZM86 82V81H85ZM84 82V83H85ZM111 82V81H110ZM109 82V83H110ZM114 82V81H113ZM77 83V82H76ZM75 83V84H76ZM103 83V82H102ZM173 83V82H172ZM8 84V83H7ZM18 84V83H17ZM25 84H27V83H25ZM41 84V83H40ZM61 84V83H60ZM65 84V83H64ZM66 84H67V82H66ZM107 84V83H106ZM113 84V83H112ZM181 84V83H180ZM24 85V84H23ZM22 85V86H23ZM52 85V88H54L55 86H53V84H51ZM70 85H71V83H70ZM105 85V84H104ZM111 85V84H110ZM155 85V84H154ZM153 85V86H154ZM168 85H170V84H168ZM173 85H175V84H173ZM229 85H231V83H229ZM2 86H4V84H2ZM21 86V87H22ZM46 86V85H45ZM56 86H57V84H56ZM66 86V85H65ZM83 86V85H82ZM97 86V85H96ZM34 88V91L32 92L33 93V95L31 94L29 97H30V101H29V103L32 105V106H34V107H36L37 109H41L42 110V113H41V115H43L42 117H40V119L42 120V119H45L46 117H48V116H53V117H57L58 118V120H56V122H55V124L53 125V128L51 127H48V126H44V127H42V126H40L41 124H39V123H36V122H29V118H27V122L28 123H25V124H29L28 126H30V128H31V134H30V136L32 135V138H30L29 139V142H30V151L31 152H33L34 154H35V156H37V154L40 156V162L42 161V166L40 167V169L38 170V161H37V159L35 158V159H32V161L33 162H36L35 164H32V162H25V161H29V160H27L28 159V157H27V154H25V153H23V152H21V151H17L16 150V148H15V145H14V147H12L11 146V144H10V142H7L5 139H6V137L4 136V133L3 132H5V130H4V126H7L8 128H10V129H12V128H14V126H13V124H12V118H13V116H14V114H15V109L17 108V107H15L14 108V106H11V107H7V105L6 104H4L5 103V99H4V97H3V95H2V92H5V91H7V90H1L0 89V177L1 176H3L2 177V179L5 181L4 183H2L1 184V182L3 181V180H1V182H0V221H3V218H4V221H7L6 219V217H8V215L6 216L4 213H8V208L10 207V205H12L10 208H11V211H9L10 213H12V217H14L13 218V220H12V223H14L15 225L16 224H19L20 226H22L21 227V229L20 230H18L17 232H14V231H12V230H8V229H10V228H8V227H6V228H8L7 229V231H2L1 232V230H3V228H2V226L0 227L1 228V230H0V236L2 237V238H0V246L2 247V251L1 252H3V254H5V256H6V264H31L32 262H36V260H38V257H36L35 258V256L33 257V258H35L36 260H33L31 257H32V253H34V254H36V256H38L37 254H39L40 256H41V258H44V261H47V263H50L51 264V262H54L55 264H68L67 262H68V259L66 258L67 256L70 258V259H72L73 261L72 262H74L75 264H105V263H107L109 260H110V254H109V257L108 256H106L107 254H105V252L100 248V244L101 243H103L104 245H106L104 242H107V241H105L102 237H101V235H100V233L98 232H91V239L93 240V243L96 245L95 247L96 248H94V249H96V251H95V254H94V256L93 257H91V256H89V255H87V253H85V251L82 249V248H84L85 246L83 245V240L82 239H79V236H82L83 234H84V230L85 229H83L82 228V226L81 225H79L80 224V222L79 221H81V220H79L78 221V218H77V216H75V219H73V217H74V214L72 215V213H77V214H80V216L81 215H86L87 217L86 218H88V217H90V218H92V220H93V217H94V215H95V211H93V206H91V205H89V202H88V198H89V196H91V195H96V197H98V198H101V197H99V195H100V193H101V190H99L98 189V187L99 186H96V185H94L92 182H90L88 179H87V177H83V178H81L78 182H77V184H76V187H77V193H75V196H72L71 197V192H70V198H69V200H70V202H69V206H67V204H65V205H63V196L61 195L62 194V192H60L59 191V189H58V187L59 186H57V181H59V183L60 184H62V183H66L67 181H69V178H68V168L66 167V165H67V162L65 161H63V157H67L70 153H72V155H74L73 156V158L75 159L76 157H75V154H77L76 152H75V150H78V148L76 147L77 145V138L76 139H73V141H72V143H70V142H67V146H66V148L64 147L62 150H60V149H58L56 146H58V142H60V141H62L61 139H63V138H65V137H63V134H64V131H63V133H62V129L58 126L60 123L61 124H64V127H62V128H64V129H67L66 127H65V123H69V121H68V119L65 117V116H63V115H61L60 113H58L56 110L57 109H59V107H60V105H59V103L56 105V104H54L55 106H47V104H45L43 101H41L40 99H38L39 98V94H40V96H41V94L43 93V87L41 86V85H34L33 86ZM48 87H49V85H48ZM59 87H60V85H59ZM68 87H70V86H68ZM107 87V86H106ZM111 87H112V85H111ZM115 87V86H114ZM156 87V86H155ZM171 87H173V86H171ZM214 87V89H215V84H214V86H212V87H210V88H213ZM2 89L4 88V87H1ZM6 88V87H5ZM83 88V87H82ZM144 88H145V86H144ZM177 88V87H176ZM209 88V89H210ZM19 89V88H18ZM57 89V88H56ZM60 89V88H59ZM66 90H68V88L66 87L65 88ZM80 89H81V87H80ZM79 89V90H80ZM94 89V88H93ZM147 89H149L148 87H147ZM172 89V88H171ZM263 89H264V87H263ZM262 89V90H263ZM46 90V89H45ZM55 90V89H54ZM66 90H64V91H66ZM89 90V89H88ZM128 90V89H127ZM143 90V89H142ZM154 90H155V88H154ZM174 90V89H173ZM213 90V89H212ZM14 91H16V90H14ZM52 91V90H51ZM50 91V92H51ZM56 91V90H55ZM78 91V90H77ZM144 91V90H143ZM202 91H203V89H202ZM214 91V90H213ZM261 91V90H260ZM11 92V91H10ZM20 92V91H19ZM47 92H48V89H47ZM89 92H90V90H89ZM89 92H86V94L88 93L89 94ZM152 92H154V91H152ZM8 94H10L9 93V91L7 92ZM17 93V92H16ZM54 93V92H53ZM56 93L57 92H55L54 94H52V95H55V96H57L58 94H59V91H58V93H57V95H56ZM76 92H74L73 93V95L75 94ZM80 93V92H79ZM95 93V92H94ZM111 93V92H110ZM157 93V92H156ZM207 93V92H206ZM208 93H209V91H208ZM19 94V93H18ZM91 94V93H90ZM89 94V95H90ZM93 94V93H92ZM158 94V93H157ZM14 95H15V92H14ZM43 95V94H42ZM46 94H44L43 96H45ZM64 95V94H63ZM63 95H62V97H63ZM78 96L80 95V94H77ZM106 95V94H105ZM105 95H104V97H105ZM108 95V94H107ZM208 95V94H207ZM48 96H50V94L48 95L47 94V97ZM60 96H61V94H60ZM68 96V95H67ZM87 96V95H86ZM129 96H130V94H129ZM134 96H136V97H139V95H134ZM204 96H205V94H204ZM227 96V95H226ZM58 97V96H57ZM64 97L66 98V93H65V95H64ZM73 98H77L76 97V95H74V96H72ZM89 97V96H88ZM87 97V98H88ZM101 97V96H100ZM99 97V98H100ZM103 97V98H104ZM135 97V99H137ZM20 98H21V95H20ZM60 98V97H59ZM70 97H68V99H69ZM73 98L71 99V100H73ZM98 98V99H99ZM110 98V97H109ZM109 98H104L103 100H106V101H108V100H110ZM129 98V97H128ZM253 98V97H252ZM62 99V98H61ZM74 99V100H75ZM102 98H100V100H101ZM114 99V98H113ZM18 100V99H17ZM59 100V99H58ZM57 100V98H56V100H55V103H57L56 101H58ZM70 100V101H71ZM103 100H102V102H103ZM143 100V99H142ZM215 100V99H214ZM10 101V100H9ZM20 101V100H19ZM17 102L18 104H19V107H21L20 109H22V107H24L23 106V104L24 103H22V102ZM62 101H63V99H62ZM119 101V100H118ZM118 101H116L118 104H119V102ZM204 100L202 99V102H203ZM257 101V100H256ZM13 102V101H12ZM47 102V101H46ZM59 102V101H58ZM66 102V101H65ZM75 102V101H74ZM101 102V101H100ZM110 102V101H109ZM116 102H114V103H116ZM140 102H141V100H140ZM224 102H226V101H224ZM7 103L8 104H10V102H8L7 101ZM22 103V104H21ZM69 103V102H68ZM114 104V105H118V104ZM60 104H61V102H60ZM85 104H86V102H85ZM94 104V103H93ZM104 104H106V103H104ZM109 104V103H108ZM107 104V105H108ZM112 104V103H111ZM138 104H139V102H138ZM214 104V103H213ZM64 105V104H63ZM84 105V104H83ZM91 105V104H90ZM89 105V106H90ZM201 105V104H200ZM253 105H255L254 103H253ZM70 106V105H69ZM88 106V107H89ZM96 106H98V105H96ZM120 106H121V103H120ZM119 106V107H120ZM203 106V105H202ZM61 107H62V104H61ZM60 107V108H61ZM91 107H92V105H91ZM105 107V106H104ZM107 107V106H106ZM111 107H112V105H111ZM114 107H117V106H114ZM113 107V108H114ZM63 108V107H62ZM69 109H70V107H68ZM113 108H111V110L113 109ZM203 108H204V106H203ZM213 108V107H212ZM211 108V111H213V109ZM95 109V108H94ZM97 109V108H96ZM95 109V110H96ZM133 109H135V108H133ZM253 109V108H252ZM259 109V108H258ZM64 110V109H63ZM105 110V109H104ZM118 110H120V109H118ZM202 110V109H201ZM97 111V110H96ZM106 111V110H105ZM258 111V110H257ZM78 112V111H77ZM80 112V111H79ZM79 112L78 113H76L77 115L76 116H79L78 114H79ZM132 112V111H131ZM173 112H175V111H173ZM198 112H199V110H198ZM202 112V111H201ZM200 112V113H201ZM253 112V111H252ZM24 113L25 114H30V112L28 111V110H25L24 111ZM106 112H104L103 114H105ZM109 113H110V109H109ZM108 113V114H109ZM212 113V112H211ZM64 114V113H63ZM107 114V113H106ZM118 114V113H117ZM138 114H140V112L138 113ZM198 114V113H197ZM231 114V113H230ZM256 114H257V112H256ZM261 114V113H260ZM175 115V114H174ZM173 115V116H174ZM216 115V114H215ZM98 116V115H97ZM104 116V115H103ZM103 116L101 117V118H103ZM118 116V115H117ZM116 116V117H117ZM200 116H201V114H200ZM209 116H211V115H209ZM257 115H255V117H256ZM23 117H25V116H23ZM121 118H122V116H120ZM212 117H213V113H212ZM218 117V116H217ZM96 118H98V117H96ZM117 118H119V116L117 117ZM196 118H198V117H196ZM209 118V120H210V117H208ZM198 119H201L200 117L198 118ZM204 119V118H203ZM257 119H258V117H257ZM262 119V118H261ZM19 120V119H18ZM31 120V119H30ZM115 120H117V119H115L114 118V121ZM130 120V119H129ZM132 120H134V119H132ZM144 120V119H143ZM197 120V119H196ZM114 121H113V123H114ZM131 121V120H130ZM135 122H137L136 120H134ZM145 121H147V120H145ZM145 121H143L142 122V124L145 122ZM200 120H198L197 122H199ZM205 121V120H204ZM211 121V120H210ZM253 121H255V120H253ZM262 121V120H261ZM119 122H121L120 120H119ZM132 122V121H131ZM196 122V123H197ZM19 123V122H18ZM36 123V124H35ZM133 123V122H132ZM172 123H174V122H172ZM204 123V122H203ZM202 123V124H203ZM255 123V122H254ZM12 124V125H11ZM58 124V125H57ZM136 124V123H135ZM135 124L133 125V127L135 126ZM197 124H201L200 122L199 123H197ZM205 124V123H204ZM209 124L210 123H208L207 124V126H209ZM241 124L243 125V122H241ZM19 125V124H18ZM98 125V124H97ZM141 125V124H140ZM253 125V124H252ZM2 126H3V128H2ZM67 126V125H66ZM69 126V125H68ZM142 126V125H141ZM140 126V127H141ZM174 126V125H173ZM188 126H190V124H188ZM199 126H201V125H199ZM198 126V127H199ZM240 126V125H239ZM97 127V126H96ZM137 126H135V128H136ZM211 127V126H210ZM230 127H231V125H230ZM229 127V128H230ZM134 128V129H135ZM142 128V127H141ZM176 126H175V131H176ZM207 128V127H206ZM214 128V127H213ZM260 128L262 129V127H261V124H260ZM74 129H76L75 127H74ZM79 129V128H78ZM95 129V128H94ZM93 129V131H95ZM196 129V128H195ZM212 129V128H211ZM210 129V130H211ZM261 129H259V131L261 130ZM264 129V128H263ZM262 129V130H263ZM72 130L73 129H68L67 131L69 132V134L71 135V133L70 132H72ZM87 130V129H86ZM89 130H91V129H89ZM137 130H139V129H137ZM171 130V129H170ZM189 130V129H188ZM261 130V131H262ZM75 131V130H74ZM74 131L72 132V135L71 136H73V137H76L73 133H74ZM101 131V130H100ZM104 131V130H103ZM112 130H110V132H111ZM133 131V130H132ZM173 131V130H172ZM175 131H174V133H175ZM209 131V130H208ZM208 131H205V132H207V133H209L210 134V132H208ZM87 132V131H86ZM138 133H139V131H137ZM141 132V131H140ZM188 132V131H187ZM197 132H199V131H197ZM12 133V132H11ZM111 133H113V131L111 132ZM110 133V134H111ZM120 133V132H119ZM159 133H160V131H159ZM171 133V132H170ZM213 133V132H212ZM228 133V132H227ZM263 133V132H262ZM104 134V133H103ZM232 134V133H231ZM230 133H229V135H231ZM259 134V133H258ZM65 135V134H64ZM69 135V136H70ZM109 134H107V137H109V136H111V135H109ZM133 135V134H132ZM134 135H136V134H134ZM197 134L195 133V135H194V138H195V136H196ZM207 135V134H206ZM210 135H212V134H210ZM44 136V137H43ZM66 136V135H65ZM81 136H86V133L84 132L83 134H80L79 136H78V138H80ZM130 136V135H129ZM139 136H140V134H139ZM139 136L138 137H136V138H139ZM173 136V135H172ZM250 136V135H249ZM248 136V137H249ZM107 137H105V138H107ZM112 137V136H111ZM127 137H128V135H127ZM197 137V136H196ZM206 137V136H205ZM228 137H230V136H228ZM247 137V138H248ZM131 138H133V136L131 137ZM193 138V137H192ZM90 139H91V137H90ZM109 139H110V137H109ZM109 139H108V141H109ZM113 139H114V137H113ZM196 139H198V138H196ZM209 139L210 138H207V140L209 141ZM229 139V138H228ZM262 139V138H261ZM260 139V140H261ZM110 140H112V139H110ZM137 140L138 139H135V141L137 142ZM183 139H181V141H182ZM215 140H216V138H215ZM214 140V141H215ZM230 140H232V139H230ZM75 141H76V143H75ZM113 141V140H112ZM199 141V140H198ZM213 141V142H214ZM229 141V140H228ZM235 141H237L236 139H235ZM104 142H107V141H104ZM118 142V141H117ZM200 142V141H199ZM231 142V141H230ZM240 142H242V140L240 141ZM248 142V141H247ZM246 142V143H247ZM90 143V142H89ZM88 143V144H89ZM150 143H151V141H150ZM209 143V142H208ZM207 143V144H208ZM211 143V142H210ZM209 143V144H210ZM245 143V142H244ZM56 146H55V145ZM74 144V145H73ZM115 144H116V142H115ZM135 144V143H134ZM197 144V143H196ZM215 144V143H214ZM213 144V145H214ZM219 143H217V144H215V145H218ZM242 144V143H241ZM262 144H263V142H262ZM65 145H66V143H65ZM76 145V146H75ZM103 145H104V147H105V144L103 143ZM198 145H199V143H198ZM212 145V146H213ZM261 145V144H260ZM259 145V146H260ZM114 146V145H113ZM147 146H149V145H147ZM211 146V145H210ZM209 146V147H210ZM12 147V148H11ZM103 147V148H104ZM198 147V146H197ZM215 147V146H214ZM239 147H240V145H239ZM238 147V148H239ZM260 147H262V145L260 146ZM89 148V147H88ZM100 148V147H99ZM102 148V149H103ZM168 148V147H167ZM175 148V147H174ZM221 148V147H220ZM232 148V147H231ZM90 149V148H89ZM88 149V150H89ZM116 149V148H115ZM198 149V148H197ZM206 149H207V147H206ZM225 149V148H224ZM245 150H246V148H244ZM82 150V149H81ZM81 150H79V151H81ZM87 150V151H88ZM174 150V149H173ZM208 150V149H207ZM206 150V151H207ZM244 150V151H245ZM262 150V149H261ZM260 150V152H262ZM101 151H103V150H101ZM116 151L117 150H115V153H116ZM212 151V150H211ZM89 152V151H88ZM143 152V151H142ZM225 152H226V150H225ZM239 152V151H238ZM95 153V152H94ZM171 153H172V151H171ZM206 153H209V152H206ZM212 154L211 155H214V156H216V153H213V151L211 152ZM101 154H103V153H101ZM109 154V153H108ZM117 154V153H116ZM222 154V153H221ZM225 154V153H224ZM243 154H244V152L243 153H241V155H242V157H243ZM246 154V153H245ZM100 155V154H99ZM106 155V154H105ZM143 155V154H142ZM184 156H185V158H186V155H185V153L183 154ZM198 155V154H197ZM196 155V156H197ZM205 155H207L208 156V154H205ZM261 155H262V153H261ZM63 156V157H62ZM117 156V155H116ZM141 156V153L140 152H138V151H135V153H134V158H139ZM206 156V157H207ZM235 156H237V154L235 155ZM260 156V155H259ZM48 157H51V159H53L54 160V163H53V165H54V167H57V171H58V175H57V177L55 178V176L52 178V177H50L51 175H50V170L49 169H51L50 167L48 168V166H51L50 165V161H48ZM118 157V156H117ZM198 157V156H197ZM211 157H213V156H210V158ZM217 157V156H216ZM264 157V156H263ZM71 158V157H70ZM124 158V157H123ZM184 158V159H185ZM190 158V157H189ZM208 159H209V157H207ZM237 158V157H236ZM260 158V157H259ZM73 159V160H74ZM115 159L116 160H118L116 157H115ZM184 159H182L183 160V162H185L184 161ZM208 159H207V161H208ZM211 159H213L214 160V158H211ZM211 159H210V161H211ZM234 159V158H233ZM243 159V158H242ZM9 160V161H8ZM13 160H15L17 163H18V165H20V166H22V168H21V171H23L24 170V167L25 168H29V169H31V170H33L34 171V175L32 176V177H30V178H26L25 180H23L22 179V176H19L18 175V173H17V171H16V169H15V166L14 167H11L10 168V164L12 165L15 161H13ZM100 160V159H99ZM98 160V161H99ZM113 160V163H114V159H112ZM122 160V159H121ZM186 160V159H185ZM193 160H195V159H193ZM239 160H240V157H239ZM68 161H69V159H68ZM71 161H72V159H71ZM75 161V160H74ZM73 161V162H74ZM195 161H197V160H195ZM194 161V162H195ZM234 161V160H233ZM72 162V168L74 169L72 172L74 173V175H77V171L79 170V166H78V161L76 160V162L77 163H73ZM81 162V161H80ZM86 162V161H85ZM119 162V161H118ZM187 162H188V160H187ZM187 162H185V163H187ZM212 162H214V161H212ZM211 162V163H212ZM235 162H236V160H235ZM239 162H241V161H239ZM71 163V162H70ZM101 163H103V161L101 162ZM121 163V162H120ZM120 163H118V165L120 164ZM171 163H173L172 161H171ZM189 163H190V161H189ZM199 165L201 166V167H204V165H207V164H209L210 162H207L206 164H205V162L203 161V160H199ZM210 163V164H211ZM215 163V162H214ZM80 164V163H79ZM115 164V163H114ZM113 164V165H114ZM218 164V163H217ZM240 164V163H239ZM48 165V166H47ZM83 165V164H82ZM98 165H99V162H98ZM118 165H116L117 167H118ZM171 165H173V164H171ZM186 165V164H185ZM188 165V164H187ZM234 165H236V164H234ZM233 165V166H234ZM28 166V167H27ZM97 166V165H96ZM174 166H176V167H174V168H176V175H177V177L176 178H178L179 179V173H180V171H181V163L179 162V163H177V164H175ZM192 166H193V164H192ZM209 166V165H208ZM211 166H213V163H212V165ZM84 167V166H83ZM121 167H122V165H121ZM173 167V166H172ZM184 168H186L185 166H183ZM189 167H191V166H189ZM174 168H172V170L174 169ZM212 168V167H211ZM214 168V167H213ZM218 168V167H217ZM232 168V167H231ZM238 168V167H237ZM95 169H96V167H95ZM138 169H139V166H138ZM191 169V168H190ZM194 169H196V168H194ZM120 170V169H119ZM137 170V169H136ZM141 170V169H140ZM149 170V169H148ZM199 169H197V171H198ZM213 170V169H212ZM231 170H233V169H231ZM238 171H239V169H237ZM250 170V169H249ZM97 171V170H96ZM95 171V172H96ZM115 171V170H114ZM123 172H124V170H122ZM185 171H187L186 169H185ZM192 171H193V169H192ZM196 171V172H197ZM238 171L236 172L237 174H238ZM259 171V170H258ZM257 171V172H258ZM94 172V174H96ZM101 172V171H100ZM100 172H99V174H100ZM162 172H163V170H162ZM189 172V171H188ZM199 172V171H198ZM214 173H213V175L216 173V171H213ZM260 172V171H259ZM115 174H116V172H114ZM113 173V174H114ZM187 173V172H186ZM190 173V172H189ZM193 173H195V171L193 172ZM262 173H264V172H262ZM93 174V176H95ZM112 174V173H111ZM191 174V173H190ZM197 175L196 176H198V173H196ZM221 173H217V175H220ZM233 174V173H232ZM258 174V173H257ZM260 174V173H259ZM50 175V176H49ZM84 175V174H83ZM163 174L161 173V176H162ZM195 175V174H194ZM216 175V176H217ZM224 175H225V177H226V174H223V177H224ZM233 176V175H232ZM238 176V175H237ZM261 176H262V174H261ZM189 177V176H188ZM222 177V178H223ZM230 177H231V175H230ZM122 178V177H121ZM221 178V179H222ZM263 178V177H262ZM130 179H131V177H129L128 178V181H127V184H129L128 182L130 181ZM184 179H186V175H185V178ZM198 179H200V178H198ZM225 179V178H224ZM236 179V178H235ZM235 179L234 178H232V180H234L235 181ZM259 179V178H258ZM92 180H94L93 178H92ZM122 180V179H121ZM124 180V179H123ZM127 180V179H126ZM162 180V179H161ZM176 180V179H175ZM195 180H197V179H195ZM52 181H54V182H56V184H54ZM133 181V180H132ZM191 181V180H190ZM192 181H193V179H192ZM220 180H218L217 181V184L219 185L220 184V188L222 189L223 187H224V184H221L222 182H219ZM236 181H238V180H236ZM50 182V183H49ZM97 182V181H96ZM95 182V183H96ZM122 182V181H121ZM151 182H152V180H151ZM174 182H176V181H174ZM198 182L200 183V180H198ZM198 182L196 181V182H193L194 184L195 183H197L198 184ZM207 182V181H206ZM232 182V181H231ZM186 183V182H185ZM234 183V182H233ZM233 183H231V184H233ZM236 183H238V182H236ZM236 183H235V187L236 186H238V185H236ZM106 184V183H105ZM123 185H124V181H123V183H122ZM121 184V187L123 186ZM132 184H133V182H132ZM176 184V183H175ZM179 184V183H178ZM188 184V183H187ZM204 184V183H203ZM257 184V183H256ZM134 186H135V184H133ZM177 185V184H176ZM183 185H185V184H183ZM244 185H246V184H244ZM28 186H30L31 188H32V190H33V192L32 191H30V188H29V191H27V189L24 191L23 189H24V187H28ZM140 186V185H139ZM138 186V187H139ZM180 185H178V187H179ZM186 186V185H185ZM195 186H198V185H195ZM202 186H205V184L204 185H202ZM201 186V187H202ZM206 186H207V184H206ZM205 186V187H206ZM127 187V186H126ZM158 187V186H157ZM187 187H188V185H187ZM187 187L186 188H184V190H186L187 189ZM204 187V188H205ZM243 187V186H242ZM241 187V188H242ZM123 188V187H122ZM128 188V187H127ZM145 188V187H144ZM143 188V189H144ZM207 188V187H206ZM182 189V188H181ZM180 189V190H181ZM208 189L209 188H207V191H208ZM235 189H237V188H235ZM234 189V190H235ZM247 189H249L248 187L246 188V190ZM98 190V191H97ZM125 190H126V188H125ZM125 190H124V192H125ZM133 190V187H131V191ZM202 190H203V192H204V194L206 193V191H204L205 189H203L202 188ZM224 190V189H223ZM245 190V191H246ZM177 191V190H176ZM187 191V190H186ZM248 191V190H247ZM246 191V192H247ZM36 192H40L39 193V195L36 193ZM57 192V193H56ZM100 192V193H99ZM133 192V191H132ZM144 192V191H143ZM143 192L141 193V194H143ZM157 192H158V190H157ZM178 192H179V190H178ZM197 192V191H196ZM224 191H222L221 193H223ZM182 193H184V192H181V194ZM209 193V192H208ZM208 193H207V195H208ZM251 193H252V191H251ZM40 194H41V197H40ZM145 194V193H144ZM155 194H157V193H155ZM178 194V193H177ZM176 194V195H177ZM238 194H239V192H238ZM39 196L38 198H37V196ZM51 195H52V198H50L51 197ZM163 196H167V197H171V199L169 200V201H173V195L171 194V193H168L167 195L165 194V193H163L162 194ZM175 195V194H174ZM175 195V196H176ZM206 195V194H205ZM132 196L135 198V199H139V196H138V194L137 193H132ZM162 196V197H163ZM178 196V195H177ZM177 196H176V200H177ZM196 196V195H195ZM209 196V195H208ZM208 196H206V197H208ZM222 196V195H221ZM224 196V195H223ZM5 197H7V199L5 198ZM142 197L144 198V195H142ZM146 197L148 198V201H150L151 202V200H154V197H152L151 198V196H150V191L148 190L147 191V194H146ZM160 197H161V195H160ZM161 197V198H162ZM216 198H217V196H215ZM24 198V199H23ZM122 198V200L124 201V202H128V200H127V198L124 196H122L121 197ZM161 198H156V201H158L159 199V202H162L163 201V199L161 200ZM215 198V199H216ZM222 198V197H221ZM235 198V197H234ZM205 200L207 199V198H204ZM212 199H213V197H212ZM217 199H219V196H218V198ZM224 199V198H223ZM222 199V200H223ZM183 200H185V199H183ZM203 200V199H202ZM201 200V201H202ZM220 200V199H219ZM218 200V201H219ZM230 200V199H229ZM207 201V200H206ZM206 201H205V204H206ZM209 201V200H208ZM213 201V200H212ZM216 201V200H215ZM233 201H235V200H233ZM11 202V203H10ZM149 202V203H150ZM181 201H179V203H180ZM184 202H187V200L186 201H184ZM222 202V201H221ZM228 202V201H227ZM182 203V202H181ZM213 203H215V202H213ZM212 203V204H213ZM29 204V205H28ZM91 204V203H90ZM167 204V203H166ZM166 204H164V205H166ZM204 204V205H205ZM210 204H211V202H210ZM218 205H219V203H217ZM216 204V205H217ZM34 205H38L39 206V208L42 210V212H38V213H40V215H41V218H44V220H42V219H39L37 216H40V215H38V214H35L36 212H35V209H34ZM185 204H183V206H184ZM207 205V204H206ZM208 205H209V202H208ZM232 205H233V203L231 204V207H232ZM64 206H67V207H64ZM108 206V205H107ZM112 206V205H111ZM174 206H175V209L177 208V205H176V203H174ZM193 206H195V204L193 205ZM230 206V205H229ZM135 207V206H134ZM132 208V211H133V213H134V215H135V217L138 215V213H139V211H138V209L135 207V208ZM205 207V206H204ZM164 208V207H163ZM167 208V207H166ZM209 208H211V207H209L208 206V209ZM37 209V208H36ZM181 209V208H180ZM183 209V211H184V208H182ZM213 209H214V207H213ZM231 209V208H230ZM13 210V211H12ZM16 210H19L18 212L19 213H16L17 211ZM40 210V211H41ZM147 210V209H146ZM199 210V209H198ZM39 211V210H38ZM194 211H195V209H194ZM193 211V213H195ZM203 211H205V209H203ZM209 210H207V212H208ZM254 211V210H253ZM105 212V211H104ZM106 212H107V210H106ZM160 212H162V209H161V211ZM130 213V212H129ZM128 213V214H129ZM181 214H182V211L180 212ZM203 213V212H202ZM211 214L213 213V211L212 212H210ZM224 213V212H223ZM35 214V215H34ZM225 214V213H224ZM228 214V213H227ZM4 215V216H3ZM14 215V216H13ZM185 215H187V214H185ZM203 215V214H202ZM208 215V214H207ZM206 214H205V216H204V218H206V216H207ZM11 216V215H10ZM73 216V217H72ZM158 216H159V214H158ZM160 216H162L161 215V213H160ZM159 216V217H160ZM201 216V215H200ZM231 216V215H230ZM10 218V217H9ZM38 218V219H37ZM108 218V217H107ZM177 218V216L175 217V219ZM200 218H202V217H200ZM229 218H231V217H229ZM92 220H90V224H88V225H91L92 226ZM116 220V219H115ZM236 220V219H235ZM247 220V219H246ZM51 221H54V222H58L59 223V226H57V230L56 229H53V227H50V225H49V223H47V222H50V224L52 225V223H51ZM92 221V222H91ZM95 221V220H94ZM201 221V220H200ZM206 221V219H204V222ZM110 222V221H109ZM230 221H228V223H229ZM4 223H6L7 224V222H4ZM3 222H2V225L4 224ZM45 224L44 225V230H42L41 228H40V230H39V228L38 227H40L41 225H43V224ZM115 223V222H114ZM118 223V222H117ZM178 223H179V233H180V228L182 227V225H184V222H182L181 220H178ZM228 223L226 224L227 226H228ZM5 225V224H4ZM83 225V224H82ZM98 225L99 224H97V221H95V226L94 227H98ZM212 225V224H211ZM220 225H222V223L220 224L219 223V226ZM9 227H10V224L8 225ZM18 226V225H17ZM90 226V227H91ZM68 227H72L70 230H72V231H76L77 232V236H78V239L77 240H75V239H73L72 238V240L70 241V243L73 241V243H69V245H71V247L72 246H74L73 248H70L69 247V245H68V240H69V236H70V234L68 233L69 232V230H68ZM133 227L135 228V229H139V231H140V233H141V235L143 236V238L144 239H148V241L149 242H151V239H150V237H148V235H149V233L147 232V230H144V226H141L140 225V219H137L136 218V222H134V225H133ZM55 228V227H54ZM64 228L66 229V232H64V231H62V229L64 230ZM229 228V227H228ZM15 229V228H14ZM89 229H91V228H89ZM112 229V228H111ZM49 230H53V232H54V234L56 233V232H58V234H56V236H54V237H52L51 238V234L52 233H49L50 231ZM182 230V229H181ZM192 230V229H191ZM16 231V230H15ZM19 231H21V235L22 236H19L20 235V232ZM114 233H115V230L113 231ZM123 232V231H122ZM184 232H186V231H184ZM211 232V231H210ZM257 232V231H256ZM111 233V232H110ZM216 233V232H215ZM65 234H69L68 235V237L67 236H65ZM183 234V236H184V233H182ZM217 234H218V232H217ZM225 234H226V232H225ZM254 235V234H253ZM84 236H86V235H84ZM111 236H112V234H111ZM179 236H181V234H179ZM217 236V235H216ZM18 238V242L19 241H21L23 244H25L24 245V248H26V249H28L27 247H26V242L28 243V246H29V249H30V251H32L31 252V254L30 253H28L27 251L26 252H23V257H22V259H20V257L19 256H16V254L13 252L14 250H15V252L17 253V252H22V250H21V248H23V245L21 246V245H18V246H14L15 244L14 243H16L17 242V239H16V241H14L15 240V238ZM21 237H23V238H21ZM74 237V236H73ZM177 238H179L178 236H176ZM217 238V237H216ZM216 238H215V240H216ZM224 238H226V237H224ZM252 238V237H251ZM3 239V240H2ZM120 239L121 238H119L117 241L118 242H120ZM181 239V238H180ZM178 240V241H176L175 243L177 244L176 246V250H175V255L176 256H178L179 255V253H180V250H182V248L183 247H185V243H187V242H185V241H183L182 242V240ZM182 239H184V237L182 238ZM173 240H175V239H172V240H170V241H173ZM251 241V240H250ZM189 242H191V241H189ZM253 242V241H252ZM86 243H87V241H86ZM89 243V242H88ZM88 243H87V245H88ZM91 244V243H90ZM94 244L93 245H88L89 246V249H90V247L91 246H94ZM213 244H214V242H213ZM82 246V248H79V246ZM189 245V244H188ZM207 245H208V243H207ZM245 245V244H244ZM244 245L242 246V247H244ZM107 246V245H106ZM110 246V245H109ZM112 246V245H111ZM134 246H135V243L131 240V242L129 241V247L131 248V249H133L134 248ZM187 246V245H186ZM212 246V245H211ZM19 247V248H18ZM55 247H57L58 248V250H56L55 249ZM108 247V246H107ZM126 247H127V245H126ZM155 247V246H154ZM209 247V246H208ZM225 247H227V246H225ZM23 248V249H24ZM78 249V250H80V251H84V253H83V255H84V258L83 257H81V256H79V255H77L76 253H75V251H74V249ZM87 247H85L84 249H86ZM109 248V247H108ZM192 248V247H191ZM257 248V247H256ZM88 249V248H87ZM92 249V248H91ZM94 249H93V251H94ZM110 249V248H109ZM202 249V248H201ZM238 249V248H237ZM114 250V252L113 253H116V249H113ZM225 250V249H224ZM226 250L228 251V249L226 248ZM55 251L56 252H58V253H56L55 254ZM91 251V250H90ZM110 251H111V249H110ZM239 251V250H238ZM238 251H236V254H238L239 252ZM40 252V253H39ZM126 252L128 253V251H127V249H126ZM153 252V251H152ZM207 252H209L208 251V249H207ZM226 252V251H225ZM225 252H223V253H225ZM53 254L54 255V257L53 258H51V256H48V255H50V254ZM219 253V252H218ZM223 253H222V256H223ZM255 253V252H254ZM254 253H252L253 255H254ZM3 254L2 255H0V257L1 256H3ZM22 254V253H21ZM20 254V255H21ZM158 254H159V252H158ZM157 254V255H158ZM126 255V254H125ZM156 255V256H157ZM175 255H174V257H175ZM252 255V256H253ZM22 256V255H21ZM112 256V255H111ZM117 256H118V259L121 261V262H116L115 264H133L132 262H130V261H128V257L127 256H125L124 258H122V256L120 255V254H118V251H117ZM192 258L193 257H197L198 256V254L197 253H193L192 255ZM221 256V255H220ZM221 256V257H222ZM239 256V255H238ZM251 256V255H250ZM255 256V255H254ZM79 257V258H78ZM85 257H87V261L86 260H83V259H85ZM107 257L109 258V260L107 261ZM200 257H204V255H200ZM236 257H237V255H236ZM83 258V259H82ZM121 258V259H120ZM217 258H218V254H217ZM1 259V258H0ZM2 259H4V258H2ZM53 259H55V261H53ZM176 259V258H175ZM216 259V258H215ZM4 260V261H5ZM52 260V261H51ZM131 260V259H130ZM3 261V262H4ZM40 262H41V259L39 260ZM39 261H37L36 262V264H38L39 263ZM43 261V262H44ZM107 261V262H106ZM257 261V260H256ZM42 262V263H43ZM72 262H70V264L72 263ZM134 262V261H133ZM153 262V261H152ZM165 262H166V258H164V257H162V258H160L159 259V261H158V263H161V264H165ZM178 262V261H177ZM176 262V263H177ZM245 262V261H244ZM46 263V262H45ZM73 263V264H74ZM109 263V262H108ZM246 263V262H245ZM1 264V263H0ZM3 264H5V262L3 263ZM39 264H41V263H39ZM149 264H151V263H149ZM167 264V263H166ZM185 264V263H184Z\"/></svg>", "mask_w": 264, "mask_h": 264}]
</instances>
